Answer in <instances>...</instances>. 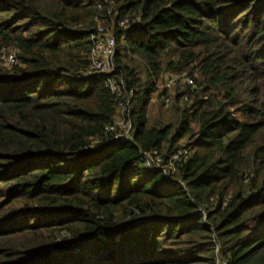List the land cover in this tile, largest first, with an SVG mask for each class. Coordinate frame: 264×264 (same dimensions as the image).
<instances>
[{"label": "trees", "instance_id": "16d2710c", "mask_svg": "<svg viewBox=\"0 0 264 264\" xmlns=\"http://www.w3.org/2000/svg\"><path fill=\"white\" fill-rule=\"evenodd\" d=\"M2 47L0 264H264V0H0Z\"/></svg>", "mask_w": 264, "mask_h": 264}, {"label": "built area", "instance_id": "2783aa9c", "mask_svg": "<svg viewBox=\"0 0 264 264\" xmlns=\"http://www.w3.org/2000/svg\"><path fill=\"white\" fill-rule=\"evenodd\" d=\"M89 39L93 42L90 64V70L93 75L91 78L105 76V74L108 73L112 67L111 61L115 53V40L112 35H107L105 33V29H103L100 25H98L95 33L90 34ZM10 63H12V59H10ZM15 64L16 58L14 63H12L10 67L14 66ZM122 140L126 139H122V137L118 135L114 142L117 143ZM186 154L187 149L182 146L174 152L166 165L163 164L158 157L151 156H147L148 160L145 164L148 168L158 171L167 176L169 174V171L173 169L174 163L180 161ZM217 264L223 263L218 261Z\"/></svg>", "mask_w": 264, "mask_h": 264}, {"label": "rangeland", "instance_id": "374dc122", "mask_svg": "<svg viewBox=\"0 0 264 264\" xmlns=\"http://www.w3.org/2000/svg\"><path fill=\"white\" fill-rule=\"evenodd\" d=\"M105 33L107 35H111V26L105 25ZM17 51L15 50V48L13 47H2L0 48V69H9L10 65L12 63H14L15 58L17 57ZM10 59H12V63H10ZM17 59V58H16ZM181 68V70H180ZM193 77H195V81H199L200 77L199 75L197 76L196 73H194L192 76L188 75V68L186 66H182L179 67V69L176 71L175 69H166L164 66L162 67V72L160 75V78H158V91L159 92H164L167 91V94L165 95V97L163 99L166 98V96H170L172 98V100L174 99L176 93L178 92H184L186 91L185 87L188 83H191L192 89L193 90H197V83L194 82V80H191ZM184 97H187V95H185ZM183 97L184 101H180L179 106H183L185 103V98ZM161 99H156L155 96L152 97V105H151V110H152V114L153 116H155V114L158 112V103L160 102ZM120 113L117 115V120L120 123ZM119 127L122 129V123L119 124ZM120 136L122 137V139H130L131 138V133L130 131H128V129H124L121 131ZM7 211L5 209L2 210Z\"/></svg>", "mask_w": 264, "mask_h": 264}]
</instances>
